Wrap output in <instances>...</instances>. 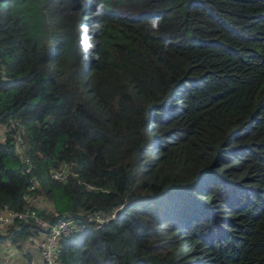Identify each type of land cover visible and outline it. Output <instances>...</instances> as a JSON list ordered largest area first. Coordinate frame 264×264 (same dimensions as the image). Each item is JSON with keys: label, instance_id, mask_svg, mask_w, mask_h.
I'll return each mask as SVG.
<instances>
[{"label": "trees", "instance_id": "obj_1", "mask_svg": "<svg viewBox=\"0 0 264 264\" xmlns=\"http://www.w3.org/2000/svg\"><path fill=\"white\" fill-rule=\"evenodd\" d=\"M95 2L0 0V210L82 220L59 264H264V0Z\"/></svg>", "mask_w": 264, "mask_h": 264}, {"label": "built area", "instance_id": "obj_2", "mask_svg": "<svg viewBox=\"0 0 264 264\" xmlns=\"http://www.w3.org/2000/svg\"><path fill=\"white\" fill-rule=\"evenodd\" d=\"M22 160L25 163L30 164V158L24 153L22 149L23 142L18 136L16 141ZM29 167H27V170ZM67 174V168H63L53 172V176L58 179H62ZM36 184V182H35ZM34 183L30 184L29 188L35 186ZM26 201L29 203L27 206L21 209H1L0 210V223L7 224L12 223L16 219H33L42 229L41 233L34 240V245L39 250L40 259L32 260V264H59L61 261V236H68L74 232L83 229L84 223L82 220H78L73 214L63 213L58 216L56 220H50L41 216L36 208L39 206L42 200L45 201L43 196L37 194H26ZM114 213H96L95 215H89L88 219L94 223L99 224L112 218Z\"/></svg>", "mask_w": 264, "mask_h": 264}, {"label": "clouds", "instance_id": "obj_3", "mask_svg": "<svg viewBox=\"0 0 264 264\" xmlns=\"http://www.w3.org/2000/svg\"><path fill=\"white\" fill-rule=\"evenodd\" d=\"M105 5L103 0H96L95 2V15L100 16L103 14ZM161 25V18L154 16L149 20V27L154 31H159ZM103 29V24L99 20H92L89 23L81 25L80 44L81 50L85 54V59L98 60L99 54L95 51L96 44L95 38L97 32ZM91 33V35H89Z\"/></svg>", "mask_w": 264, "mask_h": 264}, {"label": "crops", "instance_id": "obj_4", "mask_svg": "<svg viewBox=\"0 0 264 264\" xmlns=\"http://www.w3.org/2000/svg\"><path fill=\"white\" fill-rule=\"evenodd\" d=\"M12 245V244H11ZM0 247L2 250L9 251L7 252L6 258H9L10 264H32V260H39L40 259V254L39 250L34 244H27L24 247V252L20 251L16 254L18 255L17 257H13L15 250L14 249H8V244L6 243H0Z\"/></svg>", "mask_w": 264, "mask_h": 264}, {"label": "rangeland", "instance_id": "obj_5", "mask_svg": "<svg viewBox=\"0 0 264 264\" xmlns=\"http://www.w3.org/2000/svg\"><path fill=\"white\" fill-rule=\"evenodd\" d=\"M5 129H6V127L4 125H0V140H2L3 137H4ZM16 141H18L17 133H15V143H16ZM39 206H42V207L49 206V207H51L52 204L51 203H47L46 201L42 200L40 202ZM0 229H2L1 226H0ZM2 243L8 244V249H14L15 250V253H14L13 257H17L18 256V255H16L19 252V250H17V247H15L14 245H11L8 240H6V242H2ZM32 244H34V242H32ZM7 252H9V251L2 250L1 247H0V264H10L9 263L10 259L6 258Z\"/></svg>", "mask_w": 264, "mask_h": 264}]
</instances>
